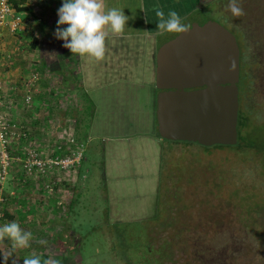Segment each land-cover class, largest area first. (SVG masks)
<instances>
[{
	"label": "rangeland",
	"instance_id": "1",
	"mask_svg": "<svg viewBox=\"0 0 264 264\" xmlns=\"http://www.w3.org/2000/svg\"><path fill=\"white\" fill-rule=\"evenodd\" d=\"M228 2L224 1L220 8H227ZM241 6L245 15L239 18L233 17L228 10L222 13L218 5L208 16H194V21L217 22L236 36L239 46L242 40L235 21L244 22L247 33L260 36L264 41V0H241ZM45 8L46 15L54 13L52 6ZM46 15L47 23L49 17ZM43 26L42 29L49 32L48 27ZM40 36L43 44V33ZM45 41L53 42L49 33ZM60 44L56 45L57 49L63 48L64 42ZM254 50L250 48V54L246 51L248 63L242 64L244 81L239 83L240 104L245 103L247 107L244 110L248 114L247 137L250 142L264 144V45L258 54ZM254 53L257 63L249 59ZM32 58L35 62L41 61L40 50ZM32 71L26 69L21 75L29 73L30 78ZM3 77L6 91H9L17 78L12 77L10 71L4 72ZM54 79L52 98L49 100L50 94L46 92L45 99L39 100L44 102L41 104L36 101L39 94L35 93L30 108L24 106L21 89L7 92L9 115L30 133L28 140L15 141L13 153L23 159L32 148L53 153L62 144L69 146L72 140V149L81 147L83 158L72 170H53L51 175L53 180L59 181V193H39L38 181L18 182L20 170L13 171L17 178L5 184L6 220L0 222V226L15 221L24 231L31 232L33 239L27 248H14L7 237L0 241V250L10 258L11 264L13 260L16 264H24V259L33 254L42 256L41 251H48L49 258L61 264H164L162 251L167 252L169 247L175 252L170 264H199V260H211L215 256L219 258L216 264H264V148L260 153L233 146H214L207 150L196 143L161 140L164 152L158 191L151 207L148 206L152 216L110 224L107 217L111 201L109 203L106 195L103 147L106 148L110 140L139 135L146 123V112L140 111L132 83L109 85L116 88L114 92L83 94V100L82 95L76 94L79 102H89L77 109L70 107L72 99L69 98L74 92L69 90L65 79L58 76ZM145 92L140 91L143 100ZM145 101L143 107L147 106ZM124 113H130V119L135 122L133 127L123 125ZM18 144L22 149H16ZM60 154L68 153L61 148ZM80 166L79 179L76 172ZM46 186H51L50 181ZM78 194L81 200L73 207V212L56 213L58 206L54 197L65 198L62 207H68L69 201ZM172 207L173 211L169 209ZM56 237H60L58 241ZM41 240L47 243H39ZM202 244L210 249L209 252L201 248ZM152 249L161 255L154 256Z\"/></svg>",
	"mask_w": 264,
	"mask_h": 264
},
{
	"label": "crops",
	"instance_id": "2",
	"mask_svg": "<svg viewBox=\"0 0 264 264\" xmlns=\"http://www.w3.org/2000/svg\"><path fill=\"white\" fill-rule=\"evenodd\" d=\"M16 1L20 3L17 9L15 7L17 15L22 19L25 15L22 31L14 34L9 27H0V74L3 76L4 72L10 71L11 76L17 78L9 91L22 90L29 73L26 76L21 73L26 72V69L28 72L32 71L37 66L38 69H35V72L32 71L34 73L31 74V76L36 74L38 77L34 90L36 95L39 94L36 101L45 99L46 92L50 94L49 100L52 98L51 95L55 92L54 81L56 82L54 77L58 76L65 79L69 90L74 92L69 98L72 99L70 107L77 109L78 106H84L89 102H79L76 94L97 95L106 91L114 92L116 88L108 87L109 85L134 84L133 96L136 97L137 103H140V111L146 112V123L143 124L139 135L122 136L110 140L108 146L103 147L106 195L109 203L111 201V210L107 219L111 222L110 224L119 225L149 218L153 212L148 206L151 207L156 190L158 191L164 152V146L160 143L163 139L159 135L157 122L159 94L156 89L157 56L161 48L173 42L180 35L175 32H164L158 35L156 33L158 18L153 9L159 6L165 16L170 10H174L181 16L184 24L191 25L196 21H194V16L200 14L208 16L209 11L217 10L218 5L222 13L227 12V8H220L226 0H105L108 8L123 9L129 19L122 34H114L109 30L106 39V54L100 61L90 56L73 55L65 47L56 48V45H61L63 41L54 35V28H56L54 26H57L59 19L57 12L63 0ZM46 6L48 8L52 6L54 13L46 15ZM45 15L49 17L48 24L45 21ZM53 18L57 20L54 23H52ZM52 24L53 27H51ZM42 25L47 26L49 32L44 31ZM60 27L66 28L67 25ZM41 33L44 36L43 44L40 40ZM47 33L50 34L53 42L45 41ZM38 50H40L42 60L35 62L32 57ZM13 68L14 71H11ZM77 70L80 73H77ZM142 89L146 91L145 99L149 101L140 97ZM144 101L147 102L146 107H143ZM39 102L44 104L42 101ZM129 116L130 113L123 114V125L133 127L135 122ZM81 172L80 166L76 172L79 179ZM78 201L74 206L78 204ZM74 206H70L69 213L73 212Z\"/></svg>",
	"mask_w": 264,
	"mask_h": 264
},
{
	"label": "water",
	"instance_id": "3",
	"mask_svg": "<svg viewBox=\"0 0 264 264\" xmlns=\"http://www.w3.org/2000/svg\"><path fill=\"white\" fill-rule=\"evenodd\" d=\"M192 24L190 31L161 48L157 56L159 135L163 140L208 148L236 146L241 80L238 40L213 20Z\"/></svg>",
	"mask_w": 264,
	"mask_h": 264
},
{
	"label": "clouds",
	"instance_id": "4",
	"mask_svg": "<svg viewBox=\"0 0 264 264\" xmlns=\"http://www.w3.org/2000/svg\"><path fill=\"white\" fill-rule=\"evenodd\" d=\"M153 10L158 18L156 25L158 35L164 32L182 34L190 31L191 25L184 24L176 11L170 10L165 16L159 6H155ZM227 10L236 18L245 15L241 0H229ZM57 14L59 19L54 35L64 41L63 47L69 49L73 55L90 56L97 61L105 57L109 30L114 34H122L129 19L123 9L108 8L105 0H63ZM61 25L67 27L61 28ZM6 237L11 240L14 248L30 247L33 239L32 233L24 231L15 221L0 226V241ZM38 242L47 243L43 240ZM3 259L5 264H8V257L3 256ZM12 264H16V261L13 260ZM24 264H61V262L51 258L42 260L40 256L33 254L24 259Z\"/></svg>",
	"mask_w": 264,
	"mask_h": 264
},
{
	"label": "built area",
	"instance_id": "5",
	"mask_svg": "<svg viewBox=\"0 0 264 264\" xmlns=\"http://www.w3.org/2000/svg\"><path fill=\"white\" fill-rule=\"evenodd\" d=\"M22 24L23 19L17 15L10 0H0V27H9L11 32L16 34L22 31ZM37 81V75L33 74L23 83V102L27 108L32 107L34 104V90ZM6 96L4 77L0 74V222L6 220L5 199L3 198L4 187L11 180H16L17 175L13 173L16 168L21 173L24 172L23 175L19 174L21 176H18V182L26 183L32 179L33 181H38L40 177H47L54 173V169H62L64 171L74 169L82 161L84 152L81 147H77L76 150H72L70 154H66L64 157H53L51 152L47 153L32 148L27 151L24 159L14 155L13 144L15 141L27 140L28 132L15 118L9 115L7 111L9 103L6 100ZM18 148H21L19 144L16 149ZM19 164L20 166H18Z\"/></svg>",
	"mask_w": 264,
	"mask_h": 264
},
{
	"label": "trees",
	"instance_id": "6",
	"mask_svg": "<svg viewBox=\"0 0 264 264\" xmlns=\"http://www.w3.org/2000/svg\"><path fill=\"white\" fill-rule=\"evenodd\" d=\"M10 2H11V4H14L13 6L16 7V9L20 5V3L17 2V1L10 0ZM235 22H236L235 24H236L237 28H239V32H240L239 36H240V39L242 40V44L240 46V49H241V68H242V64L248 63V61L246 60L247 59L246 55H248L246 53V51L248 50V53H249V49L253 48V50L255 49L254 51L257 54L260 53V49L262 48V45H264V41L261 40L260 36L257 37L254 34V36L258 38V39L255 40V37L251 35L252 34L251 32L247 33L246 32V28H244V22H237V21H235ZM239 26H241V28ZM249 59H250V61L253 60V62L257 63V59H256V54L255 53L253 55H250ZM245 70L246 69L243 67V73H245ZM252 76H255L254 73H252ZM240 81H241V83L244 81V80L242 81V74H241V80ZM240 97H241V93H240ZM244 100H246V97L244 98ZM246 108L247 107H246L245 103H242V105L240 104L239 125H238L239 142H238V144L236 146H233V147L239 148V149L240 148H244V149L256 150L258 153H260V152H262V148H264V144H257L256 141L254 143L250 142L249 138L247 137V135H248V125H247L248 114H247V111L246 112L244 111ZM252 109H253V111L255 110L254 108H252ZM256 112L257 111H255L254 113L256 114ZM27 136H28L27 138L29 139L30 138V133H27ZM71 143H72V140H70V145L69 146H65V145L62 144V146L58 147V150H56L55 153H52L51 156H53V157H64V155L60 154V150H61L60 148L64 149L68 154H70L71 151L73 150ZM76 147L77 146H75L74 148H76ZM219 147L222 148L224 146H216V148H219ZM208 149H210V148L207 147V150ZM70 170H72V169H70ZM52 177H53L52 175H48V177H40L38 179V182H37L38 184H36V186L38 187L37 191L39 193H42V194L43 193H48V192H50V190L59 193L57 191L58 188H59V181H57L56 179L53 180ZM49 178H50V180H49ZM48 181H50L51 186H46V183ZM67 186H69V185H67ZM71 187H70V190H71ZM54 198H55L54 202L56 203V206H58V207H55V208H58V209H56V213L61 215L62 212L69 213L68 209L70 208L71 205L74 206L75 203H77V201L79 199V194L76 195L75 199H71V201H69V204L66 205L68 207H65V206L62 207V205L65 204V203H63L65 198L64 199L62 197H54ZM169 209L173 211V207L169 208ZM59 238L60 237H56V240L58 241ZM198 243H200V240H198ZM202 245L203 246H201V248H203L204 251L209 252L210 249H208L205 246V244H202ZM174 248H175V246H174ZM152 251H153L152 254H154V256H156V255L160 256L161 255V254H158L157 251H155L153 249H152ZM41 252H42V256H40V257L42 258V260L49 259L48 251H41ZM162 252H163V254L161 255V257L163 258L162 262L164 264H170L172 262V259H173L172 256L175 254V252H173V250H171L170 247H169L167 252H165V251H162ZM13 254H15V253L13 252ZM3 256H5V255L0 250V263L1 264H5ZM11 258L13 259V257H11ZM14 258H15V256H14ZM9 259H8V264H11V261ZM154 260L157 262L156 258H154ZM218 260H219V258L217 256H215V257H212L211 260L210 259L206 260V261L199 260V264H211V263L216 264ZM157 264H158V262H157Z\"/></svg>",
	"mask_w": 264,
	"mask_h": 264
}]
</instances>
